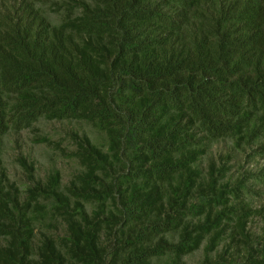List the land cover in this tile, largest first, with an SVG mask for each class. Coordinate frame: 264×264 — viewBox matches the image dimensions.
Segmentation results:
<instances>
[{"label": "trees", "instance_id": "1", "mask_svg": "<svg viewBox=\"0 0 264 264\" xmlns=\"http://www.w3.org/2000/svg\"><path fill=\"white\" fill-rule=\"evenodd\" d=\"M196 254L264 264V0H0V264Z\"/></svg>", "mask_w": 264, "mask_h": 264}, {"label": "rangeland", "instance_id": "2", "mask_svg": "<svg viewBox=\"0 0 264 264\" xmlns=\"http://www.w3.org/2000/svg\"><path fill=\"white\" fill-rule=\"evenodd\" d=\"M68 129L67 125L46 123L39 127L38 134L52 141L59 142L65 139ZM32 140L33 135L28 131L10 136L6 140L3 151V163L10 178L20 185L24 182L22 171L15 163L16 157L22 156L34 163L37 176L43 177L47 170L54 165L61 171L63 179H68L73 165L59 159L58 152H52L45 145L34 143ZM61 145L66 146V142ZM199 257L200 255L196 254L187 261V264H196Z\"/></svg>", "mask_w": 264, "mask_h": 264}]
</instances>
